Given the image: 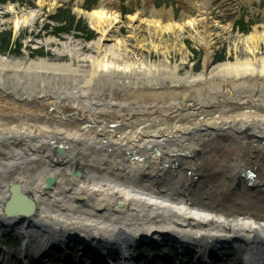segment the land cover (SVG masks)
Here are the masks:
<instances>
[{
	"label": "bare ground",
	"instance_id": "bare-ground-1",
	"mask_svg": "<svg viewBox=\"0 0 264 264\" xmlns=\"http://www.w3.org/2000/svg\"><path fill=\"white\" fill-rule=\"evenodd\" d=\"M184 3L177 13L142 0L125 35L120 1L99 0L86 13L101 40L120 43L89 70L76 54H0V230H24L36 264L75 239L87 261L73 263L66 249L59 264H140L139 240L168 237L194 264H213L209 256L231 244L243 264H264V9L214 64L216 35L233 37L245 2ZM38 16L16 14L15 26ZM215 19L228 27L218 31ZM187 29L205 54L202 70L183 73L169 53ZM147 48L167 58L149 62ZM112 50L140 58L120 56L123 71L113 69Z\"/></svg>",
	"mask_w": 264,
	"mask_h": 264
},
{
	"label": "rangeland",
	"instance_id": "rangeland-1",
	"mask_svg": "<svg viewBox=\"0 0 264 264\" xmlns=\"http://www.w3.org/2000/svg\"><path fill=\"white\" fill-rule=\"evenodd\" d=\"M98 1L82 0L78 5L76 0H69L59 6L46 5L41 8L37 4V0H0V54L16 58L27 57L28 55L32 59L44 57L51 61H70L72 56L76 54V59H83L82 62L76 64L85 70L91 69L92 63L97 56H104L106 50L112 49L114 45L120 43L111 36L101 40V33L92 25L86 10H90ZM119 1L123 14V21L119 25L122 26L124 34L127 35L131 28L130 15L142 9L143 4L142 0ZM184 1L155 0L157 7H167L168 9L175 7L177 13H181L184 10ZM244 2L245 4L233 32V37L224 38L225 34L216 35L213 48L216 57L214 64L227 60L230 52L235 53V39L239 35V26H241V32L244 34L249 32L248 30L252 29L256 22L262 19L264 0H254L253 3L250 0H244ZM11 5L16 6V12L10 9ZM215 11L218 12L217 9ZM32 12H38L39 14L33 25L21 24L19 28L15 26L16 14L21 16ZM218 21L216 20L215 22L218 26V31L221 32L224 27H228L225 23L220 24ZM190 32L188 29L185 30L182 35L184 42L171 49L169 53L172 64L179 63L183 65V73L192 66H195L197 71L203 68L205 49ZM99 41L102 51H99L98 48L91 51L90 46L95 43L98 44ZM173 41H175L174 38L169 37L168 43ZM82 46L86 49L81 50ZM244 48L245 46L240 44V49L244 50ZM113 54L115 55L113 56ZM145 54L149 57L147 58L149 62H159L167 58L166 53L163 51H155L148 48L145 50ZM123 55H126V60L133 63L140 58L132 51L127 54L125 51L112 50L110 51L109 66L123 71L125 62L118 59ZM25 237L24 230L13 231L4 229L2 232L0 230V264L37 263L35 258L31 257L32 249L28 251L24 249V242L27 238ZM67 244L64 247L65 250L62 249L59 252L58 249H55L54 253L57 254H52L48 258L50 264H59L68 253L66 249L71 252L73 263L86 260L87 256L82 257L85 252L84 244L78 239L71 240ZM180 246L181 244L174 237H168L167 240H160L158 243L141 239L135 246V253L139 255L140 264H194L195 255L185 251L181 252ZM215 248L217 249V247ZM209 258L212 259L211 263L213 264H243V258H240V253L234 244L218 247V251L213 252ZM113 260H106L105 263L112 264Z\"/></svg>",
	"mask_w": 264,
	"mask_h": 264
}]
</instances>
